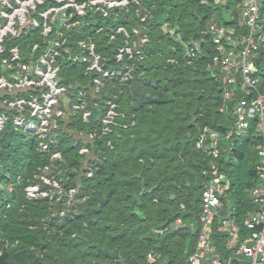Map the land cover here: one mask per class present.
I'll return each mask as SVG.
<instances>
[{"label": "trees", "instance_id": "trees-1", "mask_svg": "<svg viewBox=\"0 0 264 264\" xmlns=\"http://www.w3.org/2000/svg\"><path fill=\"white\" fill-rule=\"evenodd\" d=\"M141 4L146 6L144 14L136 18L138 33L146 34L148 39L131 58L135 62L132 84L118 91L121 105L114 117L118 123L110 125V132H104L102 120H98L100 129L90 138L88 132L79 129L85 127L90 132L92 121L76 125L78 131L68 132L67 128L76 122L69 120L72 113L67 109L60 119L61 136L70 133L71 137L64 149L67 162L59 166L69 175L65 186L77 187L76 197L84 190L92 191L89 198L71 207H78L79 212L72 217L53 215L51 208L61 207L62 201L55 204L48 197L28 196V179L37 168L49 166L50 152L39 148L37 134L13 128L1 133L0 180L13 182L15 189L11 193L0 191V232L9 241L0 255V264H189L188 256L199 238L203 188L217 175L230 179V189L223 197L225 209L241 223V239L247 234L242 222L249 210L257 209L250 190L258 183V144L264 137V125L261 128V120L256 117L243 133L222 138V154L215 170L197 141L205 127L225 133L235 119L233 107L243 97L264 94V45L253 59L252 73L259 79L256 89L250 95L239 90L234 100H228L222 74L212 59L216 49L209 22L215 17L220 24L246 32L247 27L241 24L242 0H143ZM150 7H154L152 15L147 14ZM122 15L118 22L126 20L127 24L126 8ZM105 18L101 11L94 15L92 32ZM165 22L176 25L183 40L201 41L204 53L189 61L180 40L164 32ZM258 23L263 29L264 0ZM72 39L70 42H75ZM122 45H114L113 52L117 53ZM27 54L24 50L25 59ZM78 64L85 68L82 62L69 66L62 63L60 70V76L69 81V96H75L79 87L85 88L83 73H72ZM115 64V60L110 62V66ZM94 94L95 89L89 91L93 116L97 112ZM65 97H61L63 104ZM107 140L112 147L103 146ZM84 144H97L93 147L96 156L108 157L93 176L87 175L82 158H90V164L97 157L79 154ZM75 167L79 168L77 172L69 173ZM81 168L83 173L78 175ZM56 176L63 178L62 172ZM178 217L184 224L169 227ZM190 222L197 225L192 227ZM216 227L214 242L218 251L228 256L234 249L226 244L227 234ZM164 228L162 233L155 231ZM94 242L117 249L118 258L90 246ZM151 250L161 252V257L150 260ZM230 264L241 262L236 259Z\"/></svg>", "mask_w": 264, "mask_h": 264}, {"label": "built area", "instance_id": "built-area-1", "mask_svg": "<svg viewBox=\"0 0 264 264\" xmlns=\"http://www.w3.org/2000/svg\"><path fill=\"white\" fill-rule=\"evenodd\" d=\"M10 0H0V89H5L8 92L11 85L14 82L10 79L11 76L17 72V69H29L31 64L35 62L39 57L43 55L45 50L48 49L51 53L53 62L51 67L48 69L47 80L50 87L45 83L41 86L34 87H45L44 99L47 104L53 105L55 102L63 104L61 97H71L68 95L69 90L65 91L66 86H62L60 80V70L63 64L68 62L86 63L88 57L83 53L87 47L91 49V46L82 43L84 40L77 39L76 42H70L67 38V24H63L60 29L52 27L49 32H53L56 39L49 42L44 48L41 44H35L34 51L30 53L28 49H20L18 46H6V41L9 37L18 36L19 33L23 32L18 29L15 25L16 20L11 15V3ZM106 5L95 4L94 6L90 2V6L93 10L102 12L104 17L111 16L112 9L115 6L126 4L127 0H105ZM263 0H242L243 5L241 8V24L247 27L246 32H239L233 26H227L220 24L216 21L215 17L209 22V30L211 32L214 48L216 52L213 54V61L219 67L222 74V80L226 86L225 97L228 100H234L239 90H244L247 95H250L253 89H256L259 79L253 75V59L256 55L257 49L264 45V28L261 29L258 23L260 18V6ZM108 4V5H107ZM22 7L27 9V4H21ZM24 8V9H25ZM90 11L85 12L86 15L94 16ZM96 13V14H97ZM84 14V15H85ZM145 16L142 17L144 19ZM37 20V19H36ZM37 23L39 24L38 20ZM37 23L32 24L30 33L33 34ZM39 25H37L38 27ZM165 33L177 38L184 45V53L189 61L195 60L202 53H204V46L199 40L185 41L182 39L178 27L170 22H165L162 25ZM136 32L139 29H134ZM47 32V33H49ZM147 35H142V41H146ZM75 41V40H74ZM73 43L74 45H72ZM43 49V51H42ZM24 50L27 51V57L24 58ZM41 50V52H39ZM128 50V49H127ZM78 51L80 54H77ZM129 52L131 51L128 50ZM38 52V53H37ZM45 55V54H44ZM44 57V56H43ZM55 67V68H54ZM127 67V66H126ZM54 68V69H53ZM57 77V78H56ZM44 91V92H45ZM43 92H40L42 95ZM43 96H41L42 98ZM46 97V98H45ZM43 99V98H42ZM8 100L9 98H6ZM76 107L80 108L79 105ZM222 107L221 109H223ZM58 114L60 119L65 114V110L58 111L53 116ZM116 111L115 108L108 110L109 122H114ZM89 114H85L86 120H89ZM234 122L230 125L228 130L223 133L220 130L205 127L201 132L197 146L203 149L207 155L211 158L210 164L213 170L218 168V161L222 154V138H230L235 134H241L246 131L252 121V119L259 117L260 127L264 125V94L258 92L252 98L243 97L233 107ZM8 116L0 112V135L6 127ZM25 123L21 119V123ZM18 123V121L16 122ZM21 124L20 127L28 129L29 132L36 131L33 124L30 127L25 124ZM110 128V124H107ZM20 129V128H17ZM20 131V130H19ZM42 131H38V134H42ZM48 149L50 143L40 141L39 146ZM259 154L261 157V167L258 174V183L253 186L250 190V196L253 203L256 204L257 209L249 210L243 219V224L247 229V234L241 239L242 226L235 216L231 215V212H226L224 196L227 195L230 189V179L224 175H217L205 183L202 192L201 201V213L199 216V238L195 249L189 254V264H230L232 261L238 259L241 264H263L264 263V137L263 140L258 144ZM87 149L85 146H81L80 150ZM82 152V151H81ZM85 152V151H83ZM7 190L9 193L13 192L15 185L13 182H4L0 180V191ZM28 196H36L37 187L34 185H28L26 187ZM10 206V203L8 204ZM183 220L178 217L169 227H178L183 225ZM192 227H195L197 223L190 222ZM217 231L227 234L226 244L229 248H233L234 251L228 256L222 255L218 251V247L212 237L214 227ZM167 229V227H166ZM164 229H156L155 231L162 233ZM9 241L0 232V255H2L7 247ZM161 257V252L151 250L148 252V258L152 261L157 260Z\"/></svg>", "mask_w": 264, "mask_h": 264}, {"label": "rangeland", "instance_id": "rangeland-1", "mask_svg": "<svg viewBox=\"0 0 264 264\" xmlns=\"http://www.w3.org/2000/svg\"><path fill=\"white\" fill-rule=\"evenodd\" d=\"M143 0H127L126 4L115 6L112 9V14L109 17L101 20L97 23L96 32H92V20L94 16H87L85 12L90 11L92 14H96L98 11L93 10L95 4L106 5L105 0H10L11 3V15L16 20L15 25H18V29L24 31L19 33L18 36L9 37L6 41V46H18L20 49H28L30 53L34 51L35 44H41L44 48L52 40L56 39L53 32H49L52 27L60 29L62 25L67 24V38L84 40L82 43L88 44L91 46V49L87 47L83 51L88 57V60L85 63V68L83 64H78V67H73V74L83 73V83L85 88L82 89L79 87V91L75 96L65 98L64 104H59L55 102L53 105L47 104L44 99V93L47 94L50 92L51 85L47 80L48 69L51 67L53 59L51 58L50 51L45 50L43 55L39 57L35 62L31 64L29 69H17V72L10 79L14 82L11 85V92H8L5 89H0V112L5 113L8 116V121L6 123V129L9 128L17 129L22 132H28V129L20 127L21 119L25 118V125L30 127L33 124V127L36 131H32L31 134H37V137L40 141H45L50 143L48 149L41 148V150H46L50 152V164L46 167L37 168V172L31 176L28 181V185H34L37 187L36 196L31 198L38 197H48L49 201L57 204L59 201L63 202L61 207L53 206L52 214L57 216H70L74 215V212L77 213L79 210L78 207L71 208L76 202L85 201L89 198L92 191L84 190L82 196L76 197L78 188L65 186L66 182L69 179L68 172L64 168L59 166L62 163H66L67 159L65 158L64 149L69 140L71 139L70 133L65 134L64 137L61 136L60 126L62 121L60 120L59 115L55 113L70 111L71 116L70 121H76L72 126L67 128V131H78L76 125L82 123L93 122V127L90 132L85 129V127H80L79 131L81 133L88 132L89 137L93 138V135H96L100 126L97 125L98 120H102V130L104 132H110L111 127L108 128L107 124H112L117 122L108 123L110 120L108 118V110L110 108H115L120 106L119 94L123 90V86H130L132 84L131 79L135 77L134 67L135 62L133 54L135 49L142 47V34L140 35L135 30V35L131 34L132 27L140 30V25L137 23V17L143 15ZM27 4V9L23 8L21 4ZM108 5V4H107ZM126 8V13L128 12V23L126 20L119 23L118 21L122 18L123 10ZM131 9V11H130ZM154 7H150L147 14L152 15ZM85 14V15H84ZM39 24L37 23V20ZM37 23L39 25L35 26L33 29V34H31L30 28L32 29V24ZM149 33V30H145ZM49 32V33H47ZM125 41H124V40ZM74 40V39H72ZM76 42V41H75ZM123 42V45L117 49V53L113 52L114 45L120 44ZM131 51L129 52L128 50ZM128 49V50H127ZM139 48L138 50H140ZM43 51V49H42ZM41 52V50H39ZM77 54H80L78 51H75ZM38 53V52H37ZM45 54V55H44ZM44 56V57H43ZM115 60V65L110 66V62ZM68 66L71 64L67 63ZM121 64V65H120ZM127 66V67H126ZM55 68V67H54ZM53 68V69H54ZM57 78V77H56ZM61 85L66 86L65 91L69 90V81L66 77H60ZM49 86L48 92L45 91V87H34L41 86L43 84ZM95 89V94L93 98H96L93 101V106L96 109V113L93 116L92 114L89 117V120H86L84 115L91 112V99L89 91ZM45 91V92H44ZM118 91L120 93H118ZM40 92H43L40 95ZM41 96H43L41 98ZM99 96V97H98ZM9 98L8 100H5ZM46 98V97H45ZM79 105L80 108L76 107ZM69 117V116H68ZM18 121V123H16ZM118 123V122H117ZM38 131H42V134H38ZM106 142V143H105ZM111 141H103V146H110ZM76 144V143H75ZM92 144V143H91ZM76 146V145H75ZM87 149H79V154L85 156H96L97 144L87 145L84 144ZM99 148V147H98ZM82 151V152H81ZM85 151V152H83ZM103 153H106V149L102 150ZM108 155V154H107ZM92 157V158H93ZM97 157V156H96ZM106 155H99V157L93 159L89 164L88 157L82 158L83 167H87V175L93 176L96 174V170L107 160ZM54 167L57 169L55 170ZM61 167V166H60ZM79 169V168H78ZM77 167L72 169L71 172H77ZM62 172L63 178H58L56 174ZM83 173L81 168L78 175ZM8 174V173H7ZM27 185V186H28ZM30 197V196H29ZM174 197V194L172 195ZM73 210V211H72ZM73 212V214H72ZM56 228V227H54Z\"/></svg>", "mask_w": 264, "mask_h": 264}, {"label": "water", "instance_id": "water-1", "mask_svg": "<svg viewBox=\"0 0 264 264\" xmlns=\"http://www.w3.org/2000/svg\"><path fill=\"white\" fill-rule=\"evenodd\" d=\"M90 246L97 248L98 250L108 255L109 257L118 258L119 256V251L117 249H110L108 247L102 246L97 242L90 243Z\"/></svg>", "mask_w": 264, "mask_h": 264}]
</instances>
